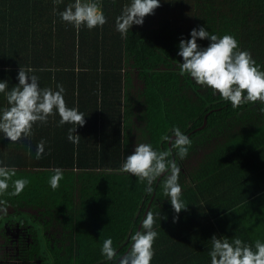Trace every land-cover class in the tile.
I'll list each match as a JSON object with an SVG mask.
<instances>
[{
  "label": "trees",
  "instance_id": "obj_1",
  "mask_svg": "<svg viewBox=\"0 0 264 264\" xmlns=\"http://www.w3.org/2000/svg\"><path fill=\"white\" fill-rule=\"evenodd\" d=\"M70 2L0 0V80L10 89L20 68H32L41 88L62 84L67 106L86 116L78 127L49 116L15 143L0 134V160L30 181L19 196L3 197L0 264H105L103 241L111 237L123 254L130 231L149 211L158 232L152 264H210L214 234L264 241V103L233 108L181 75L177 55L181 36L205 25L214 34L234 35L264 70V0H161L126 36L115 20L130 0H98L108 22L92 30L60 20L58 11ZM197 43L207 47L209 41ZM7 106L0 94V107ZM173 126L193 141L188 156L177 158L187 207L176 223L162 183L149 194L120 170L137 144L167 149L162 137ZM74 127L80 135L75 144L68 140ZM41 140L45 153L37 160ZM55 168L64 178L53 190L48 179ZM18 224L24 235L6 234Z\"/></svg>",
  "mask_w": 264,
  "mask_h": 264
},
{
  "label": "clouds",
  "instance_id": "obj_2",
  "mask_svg": "<svg viewBox=\"0 0 264 264\" xmlns=\"http://www.w3.org/2000/svg\"><path fill=\"white\" fill-rule=\"evenodd\" d=\"M62 0H54L60 3ZM161 0H130L116 17V30L126 36L133 25H143L144 18L160 7ZM54 11H57L54 9ZM62 22L75 29L89 30L103 27L108 19L98 0H71L63 10L58 11ZM208 27V26H207ZM209 41L207 47L198 40ZM177 55L183 58L179 63L181 75L189 76L195 84L210 88L233 108L247 103H264V70L257 64L250 51L242 49L232 34L219 35L206 29L205 25L191 29L189 38L181 36ZM34 69H21L17 74L18 83L9 89L8 80H0V94L7 101V107H0V134L10 142H18L32 135L37 122L46 123L48 117L59 115V125L83 126L85 115L77 107H68L65 89L57 84L56 89L41 88ZM77 127L69 129L68 140L78 143L80 135ZM168 144L165 150H157L151 143L137 144L133 153L123 159L120 170L135 176L143 182L147 193L152 186L162 183L164 195L169 199L177 214L173 222L179 220V213L187 206L182 199L180 181L181 167L177 158L183 161L189 154L193 141L179 126H173L169 134L162 137ZM45 141L36 146L35 158L41 159L45 153ZM31 148L28 155L31 156ZM48 179L51 189L56 190L64 178L61 168H55ZM26 177L17 178V169L0 160V206L7 213L8 196H19L29 185ZM160 215V214H159ZM156 214H145L139 228L130 231L127 251L121 254L111 237L103 241L100 249L105 264H152L155 250L153 244L158 238L155 230ZM209 250L210 264H264V241L249 244L239 238L229 240L223 236L211 237Z\"/></svg>",
  "mask_w": 264,
  "mask_h": 264
},
{
  "label": "rangeland",
  "instance_id": "obj_3",
  "mask_svg": "<svg viewBox=\"0 0 264 264\" xmlns=\"http://www.w3.org/2000/svg\"><path fill=\"white\" fill-rule=\"evenodd\" d=\"M178 14H180V13H176V14H174L173 15V17H174V19L173 20H175V21H177V20H179V16H178ZM157 15V14H156ZM158 16V15H157ZM157 16H153L152 17V19L151 20H153V22H154V26L157 24L156 22H157ZM164 16H169V14L167 13V12H165V15ZM190 17V16H189ZM187 18H188V16H187ZM185 19V21H184V23H185V26H188V25H191L190 24V19ZM6 229H7V232L9 231V230H11L12 232H14L15 233V229H17V227H12V228H8V227H6ZM9 235H11V233L9 234ZM14 239H16V235H11ZM1 239V238H0ZM2 242V240H0V248H1V245L3 244V243H1ZM12 251V249L11 248H9V250H7V253L8 254H12L13 255V252H11ZM11 262H12V264H13V259H11ZM17 264V263H16ZM35 264H40V260H38Z\"/></svg>",
  "mask_w": 264,
  "mask_h": 264
},
{
  "label": "flooded vegetation",
  "instance_id": "obj_4",
  "mask_svg": "<svg viewBox=\"0 0 264 264\" xmlns=\"http://www.w3.org/2000/svg\"><path fill=\"white\" fill-rule=\"evenodd\" d=\"M16 227H17V229H15V230H16L15 233L12 232L11 230H9L8 232H6V234L9 235V234L11 233V235H16V237L18 238V235H19L20 233L23 234V231H22L21 229H19V227H20L19 224L16 225ZM11 235H9V236H11ZM23 235H24V234H23ZM1 243H4V241L2 240Z\"/></svg>",
  "mask_w": 264,
  "mask_h": 264
},
{
  "label": "water",
  "instance_id": "obj_5",
  "mask_svg": "<svg viewBox=\"0 0 264 264\" xmlns=\"http://www.w3.org/2000/svg\"><path fill=\"white\" fill-rule=\"evenodd\" d=\"M206 124H207V117H205L204 124L202 127L199 128V130L203 129L206 126Z\"/></svg>",
  "mask_w": 264,
  "mask_h": 264
},
{
  "label": "bare ground",
  "instance_id": "obj_6",
  "mask_svg": "<svg viewBox=\"0 0 264 264\" xmlns=\"http://www.w3.org/2000/svg\"><path fill=\"white\" fill-rule=\"evenodd\" d=\"M263 204V203H262ZM256 206V205H255ZM254 206V207H255ZM246 208H248V207H246ZM242 209V208H241ZM250 209H252V208H250ZM253 209H255V208H253ZM246 210V209H245ZM245 213V212H244ZM245 215V214H244ZM176 228V227H175ZM36 250H37V248H36ZM38 251V250H37ZM33 253V252H32ZM31 258V257H30ZM60 263H61V261H60Z\"/></svg>",
  "mask_w": 264,
  "mask_h": 264
}]
</instances>
